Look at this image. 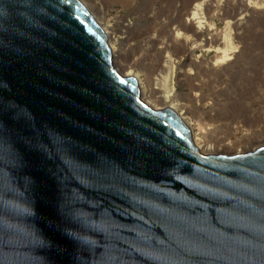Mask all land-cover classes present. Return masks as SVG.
<instances>
[{
  "label": "water",
  "instance_id": "obj_1",
  "mask_svg": "<svg viewBox=\"0 0 264 264\" xmlns=\"http://www.w3.org/2000/svg\"><path fill=\"white\" fill-rule=\"evenodd\" d=\"M0 264H264V146L203 155L78 0H0Z\"/></svg>",
  "mask_w": 264,
  "mask_h": 264
},
{
  "label": "rangeland",
  "instance_id": "obj_2",
  "mask_svg": "<svg viewBox=\"0 0 264 264\" xmlns=\"http://www.w3.org/2000/svg\"><path fill=\"white\" fill-rule=\"evenodd\" d=\"M85 1L117 44V64L151 80L153 101L178 105L209 142L230 146L224 156L264 146V0Z\"/></svg>",
  "mask_w": 264,
  "mask_h": 264
},
{
  "label": "bare ground",
  "instance_id": "obj_3",
  "mask_svg": "<svg viewBox=\"0 0 264 264\" xmlns=\"http://www.w3.org/2000/svg\"><path fill=\"white\" fill-rule=\"evenodd\" d=\"M80 1V3L89 11V13L95 18V20L99 23L98 19L96 18V14L93 12V10L91 9V7L87 4L88 2H86L85 0H78ZM197 8V7H196ZM200 8V7H199ZM200 10V9H198ZM197 17V14L194 13L193 16L191 17V19L189 20V22L191 20H194L195 18ZM198 18V17H197ZM191 23V22H190ZM202 23V22H201ZM199 23V24H201ZM100 25V24H99ZM103 29V28H102ZM105 34L107 35V38H108V44L112 50V56H113V64L116 68V70L125 78H134L137 80L138 82V85H139V89H140V95H141V99L142 101L148 105L149 107L153 108L154 110L156 111H162L164 109H168L170 111H172L184 124H186L190 130H191V134H192V141H193V144L194 146L197 148V150H199L200 153H202L203 155H225L226 151H228L230 148L229 145H221L220 142V146H216V145H213V143L209 142L208 139H207V129L204 128L203 126H201L199 123L191 120L190 118H186L185 117V112H181L182 110L178 109V105L176 106H170V107H163L159 104V101H153L151 98H152V95H153V89H151V80L150 79H147V78H144L141 74H139L136 70H132V69H123L119 66V64H117V59L120 57V52L119 50L116 48L117 44L115 42H113L109 35H108V32H106L105 29H103ZM181 35V34H180ZM179 35V36H180ZM183 36V35H182ZM226 41V45H228L227 43V40L228 39H225ZM224 42V41H223ZM224 42V43H225ZM224 45V44H223ZM230 45V43H229ZM231 49V48H230ZM228 50V49H227ZM227 50H224L222 53H221V57L218 58V60H216L218 63H224L229 59L228 57V51ZM172 60L170 58H168L166 60V62H164V64H166L167 66H171L169 69H173V64H172ZM164 68V67H163ZM168 68V67H167ZM168 70L169 72H172ZM170 76V74H169ZM172 79V78H171ZM169 78H165V84L164 85V88H166V95L167 97L165 99L169 100L170 97L172 96L173 92H174V88L172 86V80ZM156 90V89H155ZM161 101V100H160ZM166 101V100H165ZM166 103V102H165ZM211 143V144H210ZM217 144V145H219ZM232 145V144H231ZM233 146V145H232ZM232 149V148H231ZM235 149V148H233ZM232 149V150H233ZM231 151V150H229ZM245 151V150H244ZM243 151V152H244ZM253 151V150H252ZM247 152V151H246ZM229 153V152H228ZM235 153V151L233 152ZM231 153V154H233ZM240 153V152H239ZM230 154V153H229ZM228 154V155H229ZM236 154V153H235ZM244 154V153H243ZM238 155V154H237Z\"/></svg>",
  "mask_w": 264,
  "mask_h": 264
}]
</instances>
